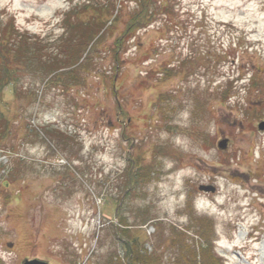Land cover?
<instances>
[{
  "label": "rangeland",
  "instance_id": "1",
  "mask_svg": "<svg viewBox=\"0 0 264 264\" xmlns=\"http://www.w3.org/2000/svg\"><path fill=\"white\" fill-rule=\"evenodd\" d=\"M71 1L0 0V23L61 39ZM166 1L119 47L127 5L66 88L12 70L0 264H116L133 241L152 264H201L206 233L221 264H264V0Z\"/></svg>",
  "mask_w": 264,
  "mask_h": 264
},
{
  "label": "trees",
  "instance_id": "2",
  "mask_svg": "<svg viewBox=\"0 0 264 264\" xmlns=\"http://www.w3.org/2000/svg\"><path fill=\"white\" fill-rule=\"evenodd\" d=\"M127 5H134L135 9L129 13V19L125 22V30L117 38L119 47L124 43L123 37H132L155 23L158 13L168 15L173 11L172 6L170 7L169 3L164 0L71 1L69 8L63 13L64 36L61 39L31 37L28 33L21 32L15 16H10L8 21L0 23V106L3 102L5 87L13 81V69H16L15 73L20 72V69H31L35 73L36 70H40L47 75L60 71L53 76V81L64 83L63 86L66 88L70 84L68 79L75 80L74 74L76 75L79 69H85L86 62L84 61L89 60V57L82 63L81 60L87 48L93 44L91 49L94 47V51L99 50L101 35L106 31L114 33L116 28L113 24H116L123 16ZM111 21L112 24L109 25ZM60 86L62 87L61 84ZM10 130L9 122L0 118V147L4 146L2 143L7 141ZM127 182L126 184L130 185L129 188L133 191L132 188L136 187L139 180L128 179ZM7 185L8 182H4L3 187ZM203 236L207 242L206 245L201 246V264H221L219 258L212 253L211 239L208 238L207 233ZM133 242L135 244L128 245L126 260L122 261L117 258L116 264H152L153 256L140 250L136 244L137 241ZM204 259L208 263L204 262Z\"/></svg>",
  "mask_w": 264,
  "mask_h": 264
},
{
  "label": "water",
  "instance_id": "3",
  "mask_svg": "<svg viewBox=\"0 0 264 264\" xmlns=\"http://www.w3.org/2000/svg\"><path fill=\"white\" fill-rule=\"evenodd\" d=\"M258 129L259 131L264 132V121L259 124ZM228 143H229L228 139H222L218 142V148L220 150H226L228 148ZM199 190L205 192H215V188L209 186H200ZM22 264H49V263L39 259H32V260H25Z\"/></svg>",
  "mask_w": 264,
  "mask_h": 264
},
{
  "label": "flooded vegetation",
  "instance_id": "4",
  "mask_svg": "<svg viewBox=\"0 0 264 264\" xmlns=\"http://www.w3.org/2000/svg\"><path fill=\"white\" fill-rule=\"evenodd\" d=\"M7 245L9 246L10 250L12 251L13 250V243L9 242ZM32 259H40V258H37V257H31V258L30 257H25V258H23L22 260L19 261L20 262L19 264H22L25 260H32Z\"/></svg>",
  "mask_w": 264,
  "mask_h": 264
},
{
  "label": "bare ground",
  "instance_id": "5",
  "mask_svg": "<svg viewBox=\"0 0 264 264\" xmlns=\"http://www.w3.org/2000/svg\"><path fill=\"white\" fill-rule=\"evenodd\" d=\"M263 249H264V244H263Z\"/></svg>",
  "mask_w": 264,
  "mask_h": 264
}]
</instances>
